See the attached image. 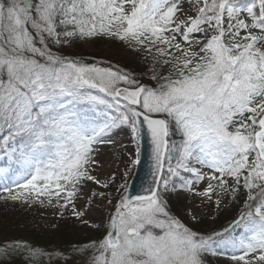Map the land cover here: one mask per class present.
<instances>
[{
  "label": "snow or ice",
  "instance_id": "1",
  "mask_svg": "<svg viewBox=\"0 0 264 264\" xmlns=\"http://www.w3.org/2000/svg\"><path fill=\"white\" fill-rule=\"evenodd\" d=\"M96 39L170 71L148 85L58 51ZM123 129L147 135L153 187L132 196L117 186L90 264H204L208 253L264 264V0H0V152L28 165L18 187L62 199L79 218L87 182L116 184L115 173L93 172ZM178 185L217 206L215 195L244 189L247 210L234 222L244 234L205 237L172 215L165 194Z\"/></svg>",
  "mask_w": 264,
  "mask_h": 264
},
{
  "label": "rangeland",
  "instance_id": "2",
  "mask_svg": "<svg viewBox=\"0 0 264 264\" xmlns=\"http://www.w3.org/2000/svg\"><path fill=\"white\" fill-rule=\"evenodd\" d=\"M58 51L84 63L119 66L148 85L155 84L153 75L166 76L170 71L169 66L154 62L143 50L133 52L125 45L107 39L78 42ZM113 139L114 144L101 147L97 159L101 161L102 167L97 168L93 175L103 181L115 173L116 184L101 188L87 182L75 200L76 211L83 213L79 218L74 215L71 205L67 208L61 206L62 199L55 196L37 197L30 190L19 188V183L26 182L28 178V165L11 151L0 152V264H90L95 245L110 230L109 217L121 195L116 190L117 186L124 183L127 188L137 164L130 161L138 160V139L133 140L127 129L117 130ZM107 160L115 168L110 174L103 175L101 172ZM206 183L198 184L195 190L202 191ZM11 195H17V200L13 201ZM246 195L240 199L231 190L215 195L213 199L219 200L217 206L212 201L179 190L178 185L176 190L169 189L165 199L172 215L203 236L224 233V238L228 236L230 240H238L245 232L244 222L241 226H234V222L247 210L245 201L241 202L246 200ZM191 204L193 207L189 208ZM189 209L192 210L191 214L187 211ZM225 229L230 231L224 232ZM56 233L67 237V246L64 247L59 239L52 242L47 240L54 238ZM16 245L19 247L14 248ZM5 250L9 251L5 253ZM212 262L231 264L224 257H217Z\"/></svg>",
  "mask_w": 264,
  "mask_h": 264
},
{
  "label": "water",
  "instance_id": "3",
  "mask_svg": "<svg viewBox=\"0 0 264 264\" xmlns=\"http://www.w3.org/2000/svg\"><path fill=\"white\" fill-rule=\"evenodd\" d=\"M140 141L139 163H137L135 174L129 183L128 192L132 195L147 194V189L153 187V159L150 141L145 134Z\"/></svg>",
  "mask_w": 264,
  "mask_h": 264
},
{
  "label": "trees",
  "instance_id": "4",
  "mask_svg": "<svg viewBox=\"0 0 264 264\" xmlns=\"http://www.w3.org/2000/svg\"><path fill=\"white\" fill-rule=\"evenodd\" d=\"M115 43H118V44H121L119 41H115ZM127 47V46H126ZM129 50H131L129 47H127ZM131 51H133V50H131ZM133 52H136V51H133ZM238 195H239V197H241V196H243V195H245L246 194V191L244 190V189H239V191H237L236 192ZM242 203H244L243 201H241ZM245 204V203H244ZM53 239V240H52ZM55 239H59V241L60 242H62L63 244H64V247L65 246H67V244H66V239H67V237H65V236H63V234H59V233H56L55 234V237L54 238H52V237H50V238H48L47 240H49V241H54ZM212 258V256H211V254L210 253H208L207 255H206V264H213L212 262H211V259Z\"/></svg>",
  "mask_w": 264,
  "mask_h": 264
},
{
  "label": "bare ground",
  "instance_id": "5",
  "mask_svg": "<svg viewBox=\"0 0 264 264\" xmlns=\"http://www.w3.org/2000/svg\"><path fill=\"white\" fill-rule=\"evenodd\" d=\"M114 165L113 164H110L109 163V160H107L106 161V164H105V167L103 168V170H102V174L103 175H108V174H110L111 172H113L114 171ZM120 178V177H119ZM193 207V204H191L190 206H189V208H192Z\"/></svg>",
  "mask_w": 264,
  "mask_h": 264
}]
</instances>
